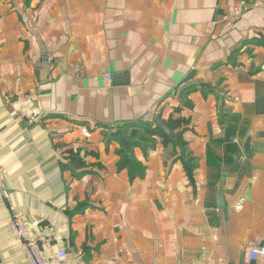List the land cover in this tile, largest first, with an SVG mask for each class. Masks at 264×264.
Masks as SVG:
<instances>
[{"label": "crops", "instance_id": "obj_1", "mask_svg": "<svg viewBox=\"0 0 264 264\" xmlns=\"http://www.w3.org/2000/svg\"><path fill=\"white\" fill-rule=\"evenodd\" d=\"M239 1L0 0V264H28L13 213L60 264H264V6ZM175 109L183 162L145 133Z\"/></svg>", "mask_w": 264, "mask_h": 264}, {"label": "built area", "instance_id": "obj_2", "mask_svg": "<svg viewBox=\"0 0 264 264\" xmlns=\"http://www.w3.org/2000/svg\"><path fill=\"white\" fill-rule=\"evenodd\" d=\"M264 6V0H240L235 4L232 9L233 17H240L243 13L247 12L251 8H259ZM78 71V68L75 69ZM107 81L111 79L106 78ZM83 136L87 137L88 133L82 129ZM234 143L238 144L237 140ZM5 173L3 165L0 163V195L4 200H9L10 194L3 186V175ZM9 229L12 236L19 242L21 252L28 262V264H60L67 258V253L64 250H59L54 254L52 259H47L43 256L42 246L48 244V240L42 238H33L30 234L29 228L25 220L18 214H11L9 223ZM250 261H256L258 258L264 256V248H259L256 244L250 243L246 246Z\"/></svg>", "mask_w": 264, "mask_h": 264}, {"label": "trees", "instance_id": "obj_3", "mask_svg": "<svg viewBox=\"0 0 264 264\" xmlns=\"http://www.w3.org/2000/svg\"><path fill=\"white\" fill-rule=\"evenodd\" d=\"M252 44L256 46H264V31L263 33L260 34L259 39H253ZM183 106H191V104L188 102V100L185 98V101L183 103ZM179 109H175L174 112L169 116L167 119V126L171 130V132L174 134L175 131L179 129H183V127L187 124L186 121L179 119ZM176 116V118H175ZM146 134L150 135H159L163 138V142H169L170 140H173L172 138H169L166 134H164L161 130L158 128L150 129V130H145ZM174 137L177 139L178 144L181 148V160L183 162V156H184V147L185 143L180 140V134L179 132L174 134ZM153 142H150V147L153 148ZM139 146V143H133L132 146H130V150H132L134 147ZM131 152V151H130ZM120 155V162L118 164L119 170L121 169H127L131 179H134L136 177L138 178H143L144 177V166L141 165L140 163L136 162L133 158L131 153L130 154H125L124 152L120 151L118 153ZM183 155V156H182ZM185 158V157H184ZM186 159V158H185ZM185 161V160H184ZM186 167L187 175L188 178H192V173L191 169L189 168V165L184 164Z\"/></svg>", "mask_w": 264, "mask_h": 264}, {"label": "water", "instance_id": "obj_4", "mask_svg": "<svg viewBox=\"0 0 264 264\" xmlns=\"http://www.w3.org/2000/svg\"><path fill=\"white\" fill-rule=\"evenodd\" d=\"M198 87L200 89H202V90L207 88V89H213V90L216 91L215 88H211V86H209L208 84H203V83L190 84L188 86H185L184 88H182L179 91V94H178L179 100L183 101L184 100V96L186 94L196 90ZM162 115H163V111L159 112V114L156 116L155 121H154L155 128H158L159 130H161L169 138H173V134H172L171 130L168 128V126L165 123V121L162 120ZM110 137L114 138V139H117L122 144L124 151L128 154L129 148H130L132 142L126 140L124 138V136H123L121 131L111 132L110 133ZM247 145H248V141H246V145L243 147L245 150H247L246 149Z\"/></svg>", "mask_w": 264, "mask_h": 264}]
</instances>
